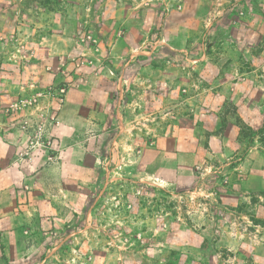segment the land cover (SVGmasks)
Returning <instances> with one entry per match:
<instances>
[{
  "label": "rangeland",
  "instance_id": "obj_1",
  "mask_svg": "<svg viewBox=\"0 0 264 264\" xmlns=\"http://www.w3.org/2000/svg\"><path fill=\"white\" fill-rule=\"evenodd\" d=\"M62 87L99 124L45 176L66 209L0 231L1 259L264 264V0H0V114H59Z\"/></svg>",
  "mask_w": 264,
  "mask_h": 264
},
{
  "label": "crops",
  "instance_id": "obj_2",
  "mask_svg": "<svg viewBox=\"0 0 264 264\" xmlns=\"http://www.w3.org/2000/svg\"><path fill=\"white\" fill-rule=\"evenodd\" d=\"M143 22L136 26L133 24L132 28L136 31H143L146 28V26L144 29L141 28ZM145 34L147 35V33ZM165 41L166 45H171L170 41ZM146 42L143 41V44ZM143 44L141 45L144 47ZM143 47H139V49L149 54L153 53L156 48L151 46L142 49ZM159 49L162 52L166 50V47L160 46L157 50L160 51ZM151 71L153 70L149 69V81L154 80L150 77ZM0 98L8 101L10 97ZM78 98L67 97L66 103L60 109L61 127L54 131V136L62 152L60 161L52 165L45 166L44 157L41 155H38L32 163L19 162L17 154L25 148L27 143V136H24L19 129L23 115L0 114V231H2V235L10 231L22 230L32 222L35 225V223L37 224L35 220L46 213L61 215L62 211L66 209L63 205L67 204V200L63 199L69 197L71 192L64 189V186L53 191H46L43 186L46 180L45 176L51 184L56 185L61 182L69 164H80L90 147L86 144V140L81 139L79 135L82 126L95 127L99 124V121L95 120L97 112L90 109L85 111V118H82ZM100 127L103 136L107 132V121L103 120ZM5 239L2 241L6 242ZM11 261V259H1L0 256V264H11Z\"/></svg>",
  "mask_w": 264,
  "mask_h": 264
},
{
  "label": "built area",
  "instance_id": "obj_3",
  "mask_svg": "<svg viewBox=\"0 0 264 264\" xmlns=\"http://www.w3.org/2000/svg\"><path fill=\"white\" fill-rule=\"evenodd\" d=\"M66 91V87L58 89L59 97H55V100L59 106H62L65 102ZM40 98L21 99L5 109L6 113L30 109L36 118L33 123L30 120H25L20 127V131L24 136H27V143L25 148L18 153L17 160L19 162L32 163L38 155H41L45 157L47 163H56L61 156L62 149L54 136V131L61 127L59 114L42 108L39 103Z\"/></svg>",
  "mask_w": 264,
  "mask_h": 264
}]
</instances>
